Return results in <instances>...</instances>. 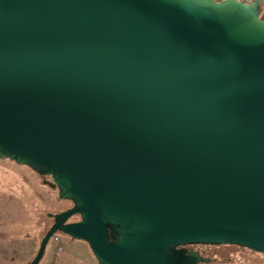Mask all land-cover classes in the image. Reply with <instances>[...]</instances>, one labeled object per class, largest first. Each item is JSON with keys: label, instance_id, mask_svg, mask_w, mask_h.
I'll list each match as a JSON object with an SVG mask.
<instances>
[{"label": "water", "instance_id": "1", "mask_svg": "<svg viewBox=\"0 0 264 264\" xmlns=\"http://www.w3.org/2000/svg\"><path fill=\"white\" fill-rule=\"evenodd\" d=\"M263 4L0 0V159L72 202L27 264L56 233L98 264L264 253Z\"/></svg>", "mask_w": 264, "mask_h": 264}, {"label": "rangeland", "instance_id": "2", "mask_svg": "<svg viewBox=\"0 0 264 264\" xmlns=\"http://www.w3.org/2000/svg\"><path fill=\"white\" fill-rule=\"evenodd\" d=\"M71 204L60 199L57 190L43 184L29 167L0 159V264H27L52 223L48 213H57ZM78 219V215L70 218ZM56 234L58 239L49 240L39 264L55 260L56 264H66V259L78 258L84 251L89 254L82 242ZM194 249L212 259L199 264H264V254L236 244L196 245ZM69 264L87 263L74 259Z\"/></svg>", "mask_w": 264, "mask_h": 264}, {"label": "crops", "instance_id": "3", "mask_svg": "<svg viewBox=\"0 0 264 264\" xmlns=\"http://www.w3.org/2000/svg\"><path fill=\"white\" fill-rule=\"evenodd\" d=\"M261 18L264 19V9H263L262 12H261ZM64 236H67V235H64ZM67 237L70 238V240L73 239V238H71V237H69V236H67ZM73 240H76V239H73ZM78 241H80V242H82L84 245H86V247H87V251H88L89 254H87V253L84 251V254L81 255V256L78 257V258L66 259V260H65L66 264H69V261L74 260V259H76V260L78 259V261H79L80 263H82V262H86V263L88 264V262H89V264H92V263L97 264V262H96L94 256L92 255V253H91V251H90L88 245H87L84 241H82V240H78ZM61 250H62V248H61ZM56 263H57V262H56V260H55V261H53V263H51V264H56ZM63 264H64V263H63Z\"/></svg>", "mask_w": 264, "mask_h": 264}, {"label": "flooded vegetation", "instance_id": "4", "mask_svg": "<svg viewBox=\"0 0 264 264\" xmlns=\"http://www.w3.org/2000/svg\"><path fill=\"white\" fill-rule=\"evenodd\" d=\"M41 178H42V182L44 181V180H49V176H48V179H45L44 177L45 176H40ZM44 184V183H43ZM45 185H47V184H45ZM53 189H55V188H53ZM70 201V200H69ZM71 202V201H70ZM72 203V202H71ZM71 206H72V204H71ZM71 206H69V207H71ZM68 208V207H67ZM66 209V208H65ZM65 209H63V210H65ZM62 211V210H61ZM74 216V215H73ZM79 216V215H78ZM49 217H51V216H49ZM79 219H80V217H79ZM78 219V220H79ZM51 220L53 221V217H51ZM78 220H70L69 219V221H78ZM196 245H201V244H190V245H187L186 247L187 248H192V249H194V247L196 246ZM195 250H197V249H195Z\"/></svg>", "mask_w": 264, "mask_h": 264}, {"label": "built area", "instance_id": "5", "mask_svg": "<svg viewBox=\"0 0 264 264\" xmlns=\"http://www.w3.org/2000/svg\"><path fill=\"white\" fill-rule=\"evenodd\" d=\"M239 1H242V2H244V3H251V2H253L254 0H239ZM51 239L57 240V239H58V238H57V234H54V235L51 237Z\"/></svg>", "mask_w": 264, "mask_h": 264}, {"label": "trees", "instance_id": "6", "mask_svg": "<svg viewBox=\"0 0 264 264\" xmlns=\"http://www.w3.org/2000/svg\"><path fill=\"white\" fill-rule=\"evenodd\" d=\"M264 8H263V6H262V10H263ZM256 253H258V252H256ZM258 254H260V253H258ZM262 254H264V253H262Z\"/></svg>", "mask_w": 264, "mask_h": 264}]
</instances>
